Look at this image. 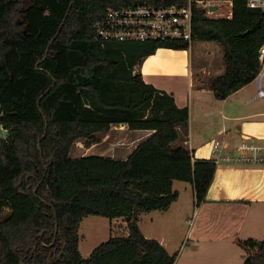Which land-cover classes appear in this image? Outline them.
<instances>
[{"label": "trees", "instance_id": "1", "mask_svg": "<svg viewBox=\"0 0 264 264\" xmlns=\"http://www.w3.org/2000/svg\"><path fill=\"white\" fill-rule=\"evenodd\" d=\"M193 0L194 40L215 41L225 70L211 79L219 99L260 73L264 10L231 0L232 16L211 17ZM226 1V0H223ZM188 0H0V264H174L139 213L167 209L175 180L206 200L217 162L185 143L190 112L147 82L139 65L173 40L102 41L95 23L107 8ZM151 130L126 158L71 157L112 125ZM123 217L129 233L112 235L89 256L79 249L84 217ZM241 264H264V239L241 241Z\"/></svg>", "mask_w": 264, "mask_h": 264}, {"label": "crops", "instance_id": "2", "mask_svg": "<svg viewBox=\"0 0 264 264\" xmlns=\"http://www.w3.org/2000/svg\"><path fill=\"white\" fill-rule=\"evenodd\" d=\"M226 1L232 5L231 0ZM201 55L195 59L191 47L162 46L138 66L147 82L172 94L178 106L189 108V137L185 143L194 157L214 159L212 150L217 140L223 144L221 153L233 154L244 139H264V93L260 92L264 90V69L254 80L219 99L210 82L224 72L225 62L222 67L204 66ZM213 70L216 71L213 73ZM119 125L129 128L127 124H115L111 130ZM130 130L134 135L129 143L121 140L109 147V153L83 155L126 158L140 142L134 137L140 132H145L146 136L151 133L142 128ZM98 143L92 144L90 150ZM217 165L206 200L192 210V214L193 203L184 199L176 186L177 180L174 188L179 196L169 208L139 213L138 222L147 237L158 239L171 254L176 249L179 251L174 264H230L235 257L245 258L241 241L264 238V164ZM193 188L195 195L194 185ZM95 218L109 220L111 236L129 233L128 222L123 217L110 219L96 215Z\"/></svg>", "mask_w": 264, "mask_h": 264}, {"label": "built area", "instance_id": "3", "mask_svg": "<svg viewBox=\"0 0 264 264\" xmlns=\"http://www.w3.org/2000/svg\"><path fill=\"white\" fill-rule=\"evenodd\" d=\"M215 1L199 0L198 3L206 8L207 15L213 17L212 14L219 11ZM248 4L264 10V0H249ZM226 16H232V9ZM95 28L96 37L102 41L173 40L188 43L191 47L194 41L193 0H188L185 5L174 2L154 5L143 2L117 8L109 7L102 18L96 21ZM259 59L264 66V43L260 46ZM260 92L264 93V90ZM222 146L221 141L214 142L212 151L217 163L264 164V139H244L233 154L221 153Z\"/></svg>", "mask_w": 264, "mask_h": 264}, {"label": "rangeland", "instance_id": "4", "mask_svg": "<svg viewBox=\"0 0 264 264\" xmlns=\"http://www.w3.org/2000/svg\"><path fill=\"white\" fill-rule=\"evenodd\" d=\"M217 6L219 7V11H223V14H220L219 11H217L215 14H212L213 17H223L228 14L229 9H232V5L228 1L218 0L215 1ZM223 15V16H221ZM205 48V49H204ZM207 48V50H206ZM191 49L194 53L195 59H198L199 55H201V52H203V55H201V63L204 66H209L211 68L216 67H222L224 61V50L221 47V45L215 41H210L208 44L201 40H194L193 44L191 46ZM205 51H209L208 53ZM198 56V57H197ZM264 69V66H262L261 71ZM216 70H213L214 73ZM112 128V127H111ZM131 128L126 126H115L113 130L107 132V133H99L98 135L101 137V141L90 150V146L86 144V139H78L74 145V147L71 150V157H79L83 154H88L91 152L95 153H104V152H110L109 147H113L115 143H119L121 140H125L126 142H130L133 138V135ZM144 137H146L145 132H140L139 135H136L134 137L135 139H138L137 141H141ZM122 145V144H121ZM89 147V148H88ZM126 153L123 154V156ZM122 156V155H121ZM176 186L181 189V193L184 197V199H190L192 204L191 207V214L192 210L194 211L195 208H197L198 205H196V198L194 195V188L191 182L184 181V180H177ZM96 215H88L84 217V219L81 222L80 228H79V234H80V252L84 257H87L90 255L92 250L99 245L101 242L107 240L110 238V232H111V226L109 220L104 221L101 218H95ZM187 223L185 228H187ZM116 235V233L112 234ZM118 235H122L118 233ZM264 239V238H262ZM93 247L92 250L88 253L87 249L90 247ZM177 250V249H176ZM175 250V251H176ZM172 251L174 254L178 255L179 251ZM242 252H246L245 249ZM244 257L241 255V257L237 258L235 257L230 264H241L244 259ZM226 262V261H224Z\"/></svg>", "mask_w": 264, "mask_h": 264}]
</instances>
